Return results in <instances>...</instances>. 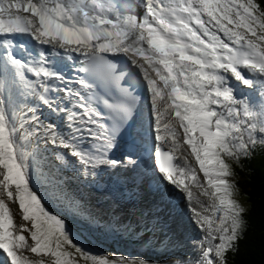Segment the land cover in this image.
I'll list each match as a JSON object with an SVG mask.
<instances>
[{
  "label": "snow or ice",
  "instance_id": "snow-or-ice-1",
  "mask_svg": "<svg viewBox=\"0 0 264 264\" xmlns=\"http://www.w3.org/2000/svg\"><path fill=\"white\" fill-rule=\"evenodd\" d=\"M140 7L142 14L136 16L122 14L117 0H0L3 44L27 35L50 50L24 61L6 49L2 58L0 250L11 264H80L79 258L86 264H114L87 253L65 222L45 210L30 188L29 153L23 145L42 128L46 142L66 150L87 174L121 163L108 153L116 146L120 125L134 113L136 97L123 86L125 73L109 56H123L139 71L158 142L156 171L194 203L196 223L209 232L213 243L201 245L197 264H227V253L235 250L246 209L234 198L238 189L225 157L238 159L264 145V6L258 0H141ZM51 56L80 58L79 71L85 75L75 82L81 88L103 85L120 93L102 100L108 122L93 98L68 87L62 91L75 97L73 110L55 105L49 93L61 89L48 81L65 77ZM9 72L41 104L66 113L68 124L75 126L70 136L54 123L42 125L35 108L22 120L17 116L6 98ZM27 73L36 79L29 80ZM233 82L256 88L258 102L241 97ZM86 139L98 140L100 147H86ZM184 145L198 168L188 155H176ZM14 197L15 214L6 202Z\"/></svg>",
  "mask_w": 264,
  "mask_h": 264
},
{
  "label": "bare ground",
  "instance_id": "bare-ground-1",
  "mask_svg": "<svg viewBox=\"0 0 264 264\" xmlns=\"http://www.w3.org/2000/svg\"><path fill=\"white\" fill-rule=\"evenodd\" d=\"M122 1L125 0H117V3H120ZM133 1L136 4H138L140 0H133ZM30 48H42V46L31 40ZM26 75L28 76V79H30L28 73ZM12 78L13 76L9 72L6 76V79L8 81L6 89L9 88V84ZM15 89L19 94L28 93V89H26L24 84L20 81L18 82V85L16 86ZM239 95L243 98L250 99V91H244ZM254 100L258 102V95L255 96ZM17 103L18 100H15L13 105H16ZM67 128H69V126ZM72 131H74V128L69 129L68 136L72 134ZM42 132L43 129L41 128V130L38 133L31 136L29 139L23 141V145L26 151L29 153L28 170H29L30 186L31 187L36 186L38 188H42L45 190L47 189L44 187H47L49 190H51L49 192V195L58 194L60 197L64 196L63 198L65 199V201H67L68 199V201L74 202L71 204L76 205L74 209L72 205L68 204V202H64L63 200H61L60 204H62L65 209L72 210L74 213H82L90 221H93L96 218H100L101 212L105 209H108L109 206L107 204L102 205V207L101 205L99 206L96 205L94 198L92 197L91 191L86 188H80L79 180L72 179L73 174H70V172H68V171H73L74 169L75 170L79 169V167L75 164L76 163L75 159L68 156L66 154V150H64L63 148L54 147L51 143L46 142ZM187 155L189 158V162L195 166V164L193 163L194 162L193 159H191L189 154ZM195 167L198 168V165H196ZM73 172L78 173L76 171ZM65 174L67 175L66 178H65ZM80 174L81 173H78V176ZM124 206L126 207L125 208L126 213L122 216L121 220L122 221L128 220L129 221L128 224H130L131 222L133 223V225L134 223L141 224L142 222L140 220L142 219L145 210H147L145 202L138 198V203L135 206H133L131 200L127 199V202ZM193 206L194 203H191V207ZM9 207L11 209V206ZM83 209H87V210L83 211ZM151 219L153 226L151 228H148V230H150V236L148 231L146 236L140 241L141 245H143V242L147 243L149 240H151L152 243L154 244H158L157 241L159 237L164 233L160 219L154 217H152ZM193 219L195 223L196 217ZM140 229L141 228L139 227L135 231V233ZM194 230H197L196 225L194 226ZM198 230L202 235L201 237L208 239L209 234L204 231V228L200 226L198 227ZM177 239L179 241H182V238L180 237H177ZM208 241L209 244L212 242L209 239ZM30 257L33 256L30 255ZM8 262L9 264H11V259L9 257H8Z\"/></svg>",
  "mask_w": 264,
  "mask_h": 264
},
{
  "label": "trees",
  "instance_id": "trees-1",
  "mask_svg": "<svg viewBox=\"0 0 264 264\" xmlns=\"http://www.w3.org/2000/svg\"><path fill=\"white\" fill-rule=\"evenodd\" d=\"M264 6V0H258ZM235 185L247 203L243 230L227 264H264V146L232 166Z\"/></svg>",
  "mask_w": 264,
  "mask_h": 264
},
{
  "label": "rangeland",
  "instance_id": "rangeland-1",
  "mask_svg": "<svg viewBox=\"0 0 264 264\" xmlns=\"http://www.w3.org/2000/svg\"><path fill=\"white\" fill-rule=\"evenodd\" d=\"M262 145H257L254 150L250 149L249 153L251 152H256L258 150L259 147H261ZM189 156L191 157V159H193V163L195 164V166L197 165L194 158L190 155V151H188ZM245 156H240L238 159H233V161H239L242 158H244ZM225 159L228 161V163L231 165L232 168V163L230 162L232 158H228L225 157ZM234 170V169H233ZM199 176L201 178V180H203V174L199 173ZM230 181H232L235 184V178L234 175L229 177ZM31 190L37 195V194H41L43 197H45V191L38 189L36 186H30ZM46 189L50 192L51 190H49L47 187ZM194 191H197L196 189H194ZM54 196L59 197L61 199V197L58 194H54ZM234 198L246 209L247 208V203L245 201V199L240 195L239 191H237L234 195ZM47 198H45L46 200ZM200 199L202 201H204L206 204L208 203V198L207 197H203L201 196ZM62 200L64 202H68V204L72 205V207L75 209L76 205H73L71 203V201H65L64 198H62ZM7 203H9V206H11V210L13 211V213H17L18 209H19V205L18 202L15 201V197L13 198V201H7ZM189 202V201H188ZM77 203V202H76ZM82 205V204H81ZM189 206L191 207V203L189 202ZM192 208V207H191ZM76 211V210H75ZM211 215V210H209L208 212ZM51 215H53L52 213H49ZM56 217H59L60 219H62L65 222V227L66 230L71 233V236L77 241V243L87 252V253H92L93 255H112L113 258L119 263L121 264V261H125L128 262V264H172L173 262H176V260L179 258L178 256H176V258L174 257H157L152 253H149L148 251H144L142 250V248L138 247L135 244H131V243H126L123 240H120L116 237H113L111 235L108 236V234H105L104 232L101 233H97L94 232L96 235H92L90 231H84L83 233L93 239H89L91 243H89L85 236L83 234L80 233L78 228H75L74 226H72L66 219L58 216V215H53ZM195 218V216L192 217V219ZM194 220V219H193ZM196 222V221H195ZM30 226V222H25ZM194 223V222H193ZM197 227H200V225H197ZM243 230V228H242ZM204 231L206 233L209 234V232H207L206 227L204 228ZM242 232V231H241ZM26 236L29 235L28 233H24ZM91 235V236H90ZM88 242V243H87ZM218 243V241H216ZM95 244V246L93 244ZM213 242H211L212 244ZM143 244H145L143 242ZM90 246H94L89 248ZM33 256V255H32ZM197 256V254L195 255V257ZM34 257V256H33ZM79 262L80 264H86V262L84 261L83 258H79ZM190 262V260L184 261V260H180L179 263L180 264H188ZM87 264H91V261H87ZM115 264V263H114Z\"/></svg>",
  "mask_w": 264,
  "mask_h": 264
}]
</instances>
